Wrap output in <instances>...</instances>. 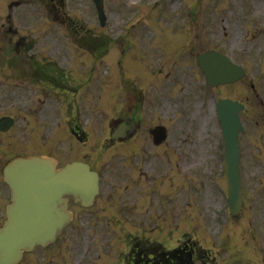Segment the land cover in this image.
Instances as JSON below:
<instances>
[{
  "label": "rangeland",
  "instance_id": "374dc122",
  "mask_svg": "<svg viewBox=\"0 0 264 264\" xmlns=\"http://www.w3.org/2000/svg\"><path fill=\"white\" fill-rule=\"evenodd\" d=\"M155 1L106 0L108 22L101 27L92 0L82 6L67 0V9L101 34L107 52L101 66L108 77L105 86L113 93L111 111L105 117L97 102L88 110L94 96L89 93L82 117L88 130L95 132L100 123L107 132L118 115L132 112V105L138 104L137 93L119 82L128 85L136 80L133 71L145 77L142 82L137 79L146 94L145 112L138 117L147 126L160 122L168 128L170 136L163 147L152 145L143 151L151 173L141 181L144 206L140 208L141 198L133 202L128 195L121 210L126 208V214H122L116 205L100 202L98 212L82 213L56 245L36 248L25 254L21 264H122L131 236L169 243L183 232L203 244L197 264H264V108L252 90L254 85L264 99V0ZM119 31L124 36L115 40ZM209 50L230 55L246 68L247 75L232 85L208 89L196 55ZM119 51L127 65L118 67L119 56L115 67L108 65L112 52L119 55ZM32 54L38 57V51ZM220 95L249 103L244 113L249 129L241 136L246 205L236 219L225 209L227 181L220 167L223 150L214 105ZM102 104L106 109L107 101ZM49 105L47 109L57 110L60 100ZM127 146L130 142L118 149L119 154H130ZM96 149L92 147L99 155ZM99 151L96 165L104 170L108 156L104 149ZM125 159L116 166L129 172L131 162ZM115 176L106 175L104 189ZM160 181L174 194L166 187L169 194L164 196ZM130 203L138 206L131 214Z\"/></svg>",
  "mask_w": 264,
  "mask_h": 264
},
{
  "label": "water",
  "instance_id": "95a60500",
  "mask_svg": "<svg viewBox=\"0 0 264 264\" xmlns=\"http://www.w3.org/2000/svg\"><path fill=\"white\" fill-rule=\"evenodd\" d=\"M235 144V137L230 135L229 154L231 156H233ZM37 163L39 170L44 174V179L35 177L33 181H36V184L33 185L25 181H17V191L14 196L16 205L11 207L7 225L0 233V259L6 257L5 260L8 259V263H13L20 257L22 248H31L36 243L53 239L55 232L67 222V215L60 211L55 212L51 204L55 197L50 193L56 186L52 180V172L43 169L42 161ZM73 175L68 174L65 177L66 180L72 181ZM21 176L27 180L32 178L27 173ZM228 177L231 203L235 207L237 202L240 201L241 204L242 194L240 175L236 165H231ZM46 200L48 205H45ZM238 210L239 208L236 207L233 213L237 214ZM41 225L43 228H40Z\"/></svg>",
  "mask_w": 264,
  "mask_h": 264
},
{
  "label": "flooded vegetation",
  "instance_id": "af4514ba",
  "mask_svg": "<svg viewBox=\"0 0 264 264\" xmlns=\"http://www.w3.org/2000/svg\"><path fill=\"white\" fill-rule=\"evenodd\" d=\"M23 40H25V39L23 38ZM28 46H30V47H31L32 45L28 44Z\"/></svg>",
  "mask_w": 264,
  "mask_h": 264
}]
</instances>
